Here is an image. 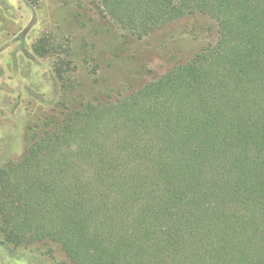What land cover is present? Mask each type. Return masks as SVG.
Here are the masks:
<instances>
[{
	"label": "trees",
	"instance_id": "obj_1",
	"mask_svg": "<svg viewBox=\"0 0 264 264\" xmlns=\"http://www.w3.org/2000/svg\"><path fill=\"white\" fill-rule=\"evenodd\" d=\"M76 1L121 38L190 18L204 43L115 100L74 105L57 67L59 101L0 165V243L56 244L57 264H264V0Z\"/></svg>",
	"mask_w": 264,
	"mask_h": 264
},
{
	"label": "rangeland",
	"instance_id": "obj_2",
	"mask_svg": "<svg viewBox=\"0 0 264 264\" xmlns=\"http://www.w3.org/2000/svg\"><path fill=\"white\" fill-rule=\"evenodd\" d=\"M75 4L76 0H0V165L24 153L25 126L59 101L62 82L56 76L57 67L65 71L63 85L68 87V97L75 98L74 105L91 95L105 100L108 94L115 100L184 61L204 43L184 33L190 18L136 40L121 38L120 31L103 19L89 20L90 15L76 10ZM45 36L59 46L58 55L40 57L34 52L37 41ZM64 260L56 244L14 249L0 243V264Z\"/></svg>",
	"mask_w": 264,
	"mask_h": 264
}]
</instances>
